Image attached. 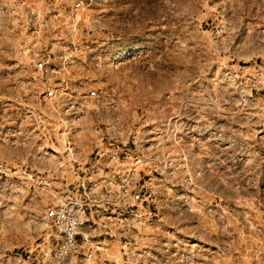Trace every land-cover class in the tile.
<instances>
[{
	"label": "rangeland",
	"instance_id": "374dc122",
	"mask_svg": "<svg viewBox=\"0 0 264 264\" xmlns=\"http://www.w3.org/2000/svg\"><path fill=\"white\" fill-rule=\"evenodd\" d=\"M111 154L102 255L264 264V0H0V264H52V210Z\"/></svg>",
	"mask_w": 264,
	"mask_h": 264
},
{
	"label": "built area",
	"instance_id": "2783aa9c",
	"mask_svg": "<svg viewBox=\"0 0 264 264\" xmlns=\"http://www.w3.org/2000/svg\"><path fill=\"white\" fill-rule=\"evenodd\" d=\"M109 158L117 160L115 168L101 167L103 170L98 174V182L80 177L78 192L70 193L52 210L50 224L53 227L52 236L56 239V246L51 252L52 264H109L108 260L116 264L114 259L102 255V240L92 238L104 234L107 240H117L119 223L126 225L124 220L127 215L120 212L128 203L124 201V192L119 184L122 174L119 173V156L111 154ZM127 175L131 174L125 172L124 176ZM139 206L141 199L134 205L133 215ZM142 210L151 214L148 208ZM80 257L82 259H78Z\"/></svg>",
	"mask_w": 264,
	"mask_h": 264
},
{
	"label": "crops",
	"instance_id": "0c3cea01",
	"mask_svg": "<svg viewBox=\"0 0 264 264\" xmlns=\"http://www.w3.org/2000/svg\"><path fill=\"white\" fill-rule=\"evenodd\" d=\"M98 236H99L98 239H99V240H102V241H103V240H104V241H105V240H106V241H110V240H111V239H110V240H107V236L104 235V234H100V235H98ZM114 240H116V239H114ZM84 245H86V244L84 243ZM78 259H82V258L80 257V258H78Z\"/></svg>",
	"mask_w": 264,
	"mask_h": 264
}]
</instances>
